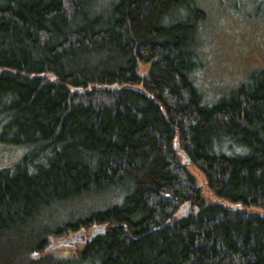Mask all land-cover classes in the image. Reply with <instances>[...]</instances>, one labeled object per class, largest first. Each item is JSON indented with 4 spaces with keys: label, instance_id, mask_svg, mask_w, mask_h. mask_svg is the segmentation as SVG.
Wrapping results in <instances>:
<instances>
[{
    "label": "trees",
    "instance_id": "1",
    "mask_svg": "<svg viewBox=\"0 0 264 264\" xmlns=\"http://www.w3.org/2000/svg\"><path fill=\"white\" fill-rule=\"evenodd\" d=\"M206 20L198 0H0V141L29 148L0 169V264H264V69L205 104Z\"/></svg>",
    "mask_w": 264,
    "mask_h": 264
},
{
    "label": "rangeland",
    "instance_id": "2",
    "mask_svg": "<svg viewBox=\"0 0 264 264\" xmlns=\"http://www.w3.org/2000/svg\"><path fill=\"white\" fill-rule=\"evenodd\" d=\"M207 14V20L201 29L200 53L204 67L196 72L198 87L204 94L207 105H214L223 97L239 89L254 73L264 69V0H198ZM148 64H142L139 72L145 74ZM29 151L28 147L5 144L0 141V169L13 167ZM197 174V173H195ZM87 207H84V212ZM73 209V208H72ZM72 209L61 213V220L68 219ZM74 210H77L74 207ZM56 215L51 213L45 219L47 225L55 224ZM45 224V223H44ZM93 226L85 233L87 239ZM84 231L55 236L50 239L49 249L59 257L70 255L71 250L82 248L85 243L76 241L74 246L56 245L69 240ZM59 241L57 244L56 242Z\"/></svg>",
    "mask_w": 264,
    "mask_h": 264
},
{
    "label": "water",
    "instance_id": "3",
    "mask_svg": "<svg viewBox=\"0 0 264 264\" xmlns=\"http://www.w3.org/2000/svg\"><path fill=\"white\" fill-rule=\"evenodd\" d=\"M182 214L183 215H188V207L183 209ZM105 231H106V227L95 228L94 230L91 231L90 237L92 238L95 234H103V233H105ZM85 233H86V231H84L82 233V235L73 236L69 240H65L63 242V244L66 245V246L71 247V246L74 245V243L76 241L82 240V241L86 242L87 241V237L85 236Z\"/></svg>",
    "mask_w": 264,
    "mask_h": 264
},
{
    "label": "bare ground",
    "instance_id": "4",
    "mask_svg": "<svg viewBox=\"0 0 264 264\" xmlns=\"http://www.w3.org/2000/svg\"><path fill=\"white\" fill-rule=\"evenodd\" d=\"M59 243V242H58ZM60 244H61V242H60Z\"/></svg>",
    "mask_w": 264,
    "mask_h": 264
}]
</instances>
